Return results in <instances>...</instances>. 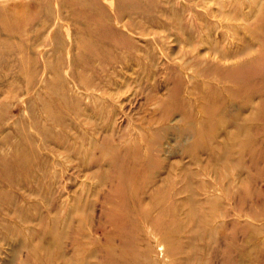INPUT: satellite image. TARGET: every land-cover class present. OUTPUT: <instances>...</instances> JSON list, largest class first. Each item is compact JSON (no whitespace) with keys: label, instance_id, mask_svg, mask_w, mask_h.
<instances>
[{"label":"rangeland","instance_id":"rangeland-1","mask_svg":"<svg viewBox=\"0 0 264 264\" xmlns=\"http://www.w3.org/2000/svg\"><path fill=\"white\" fill-rule=\"evenodd\" d=\"M0 264H264V0H0Z\"/></svg>","mask_w":264,"mask_h":264}]
</instances>
